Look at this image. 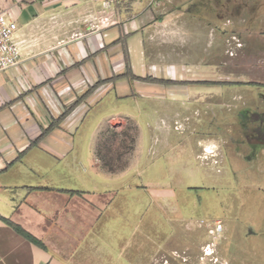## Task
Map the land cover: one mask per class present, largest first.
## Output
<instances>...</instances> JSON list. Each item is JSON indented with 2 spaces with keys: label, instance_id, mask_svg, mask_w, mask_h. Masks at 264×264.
Here are the masks:
<instances>
[{
  "label": "rangeland",
  "instance_id": "obj_1",
  "mask_svg": "<svg viewBox=\"0 0 264 264\" xmlns=\"http://www.w3.org/2000/svg\"><path fill=\"white\" fill-rule=\"evenodd\" d=\"M75 1L77 32L116 33L124 56L133 25L142 31L146 70L119 79L152 85L110 88L42 177L105 194L93 240L110 244L106 264L139 251L142 264H264V0Z\"/></svg>",
  "mask_w": 264,
  "mask_h": 264
},
{
  "label": "crops",
  "instance_id": "obj_2",
  "mask_svg": "<svg viewBox=\"0 0 264 264\" xmlns=\"http://www.w3.org/2000/svg\"><path fill=\"white\" fill-rule=\"evenodd\" d=\"M75 3L28 0L0 9L17 23L14 38L21 49L19 62L0 71V264L111 261V246L102 234L101 244L93 240L96 226L101 230L95 215L107 208L95 210L93 205L97 199L103 206L99 198L105 194L89 200L83 190L57 186L42 174L60 170L92 104L110 88L124 97L131 95L132 85L152 84L125 78L111 82L129 67L146 70L145 56L138 50L142 31L133 25L124 56L116 33L110 39L109 32H77ZM153 77L176 79L173 68L168 75L155 66ZM137 254L130 264L145 260L141 251Z\"/></svg>",
  "mask_w": 264,
  "mask_h": 264
},
{
  "label": "built area",
  "instance_id": "obj_3",
  "mask_svg": "<svg viewBox=\"0 0 264 264\" xmlns=\"http://www.w3.org/2000/svg\"><path fill=\"white\" fill-rule=\"evenodd\" d=\"M17 29V23L9 19L5 11H0V71L16 65L20 60L21 49L14 38ZM222 230L223 225L217 221L208 229V233L215 240Z\"/></svg>",
  "mask_w": 264,
  "mask_h": 264
},
{
  "label": "trees",
  "instance_id": "obj_4",
  "mask_svg": "<svg viewBox=\"0 0 264 264\" xmlns=\"http://www.w3.org/2000/svg\"><path fill=\"white\" fill-rule=\"evenodd\" d=\"M127 75H128V72L125 73V74H123V75L114 76V77H112V80L119 79V78L125 77V76H127ZM154 80H155V79H153V81H154ZM164 82H165V84H172V83H174V82H171V81H164ZM97 85H98V82H97V84H95L94 86L90 87L87 93H90L91 91H93L94 88H95ZM62 116H64V114H63ZM62 116H61V117H62ZM72 192H75V193L80 194L79 191H72ZM17 231L20 232V233H22V234H24V232H23L20 228H17Z\"/></svg>",
  "mask_w": 264,
  "mask_h": 264
},
{
  "label": "flooded vegetation",
  "instance_id": "obj_5",
  "mask_svg": "<svg viewBox=\"0 0 264 264\" xmlns=\"http://www.w3.org/2000/svg\"><path fill=\"white\" fill-rule=\"evenodd\" d=\"M251 146H256V145H262L259 139H254L253 141L248 142Z\"/></svg>",
  "mask_w": 264,
  "mask_h": 264
},
{
  "label": "bare ground",
  "instance_id": "obj_6",
  "mask_svg": "<svg viewBox=\"0 0 264 264\" xmlns=\"http://www.w3.org/2000/svg\"><path fill=\"white\" fill-rule=\"evenodd\" d=\"M209 149H210V148H209ZM209 149H206V150L209 151ZM204 150H205V149H204ZM207 151H206V152H207Z\"/></svg>",
  "mask_w": 264,
  "mask_h": 264
}]
</instances>
